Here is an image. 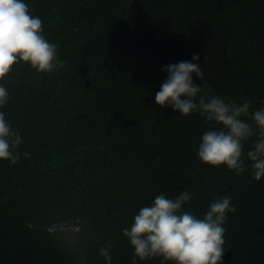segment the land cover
<instances>
[{"label":"trees","instance_id":"16d2710c","mask_svg":"<svg viewBox=\"0 0 264 264\" xmlns=\"http://www.w3.org/2000/svg\"><path fill=\"white\" fill-rule=\"evenodd\" d=\"M26 2L64 63L44 72L21 60L0 79L10 93L0 111L22 135L19 161L0 159V264H105L106 242L112 264H133L122 229L183 189L198 216L232 196L222 264H264V177L201 162V134L218 125L155 102L161 66L196 52L202 93L264 107V0ZM64 224L79 228L82 254L66 248Z\"/></svg>","mask_w":264,"mask_h":264},{"label":"clouds","instance_id":"9594fccd","mask_svg":"<svg viewBox=\"0 0 264 264\" xmlns=\"http://www.w3.org/2000/svg\"><path fill=\"white\" fill-rule=\"evenodd\" d=\"M58 45L44 34L42 19L34 15L26 0H0V79L8 74L14 63L24 61L37 71H54L64 63L57 53ZM167 75L155 92V102L170 106L180 115L199 113L216 127L203 131L197 147V156L212 166L224 165L242 175L259 180L264 177V107L250 112L251 100L226 101L218 94L202 93L204 69L199 53L191 59L179 60L161 66ZM9 90L0 83V106L9 99ZM250 114L251 121L245 119ZM255 125V127L253 126ZM255 136L253 147L244 152V142ZM21 133L0 111V159L16 164L21 153ZM24 157L31 154L22 153ZM247 159L248 163H245ZM193 193L181 190L174 197L164 192L150 204L139 209L129 227L122 229L133 248L132 261L158 257L160 264H222L225 253L224 223L228 213L236 210L231 195H223L209 202L208 210L198 216L185 205ZM112 242L98 250L105 264H112Z\"/></svg>","mask_w":264,"mask_h":264},{"label":"rangeland","instance_id":"374dc122","mask_svg":"<svg viewBox=\"0 0 264 264\" xmlns=\"http://www.w3.org/2000/svg\"><path fill=\"white\" fill-rule=\"evenodd\" d=\"M60 226V225H59ZM56 229L59 230L62 241L65 244L66 248L71 252H75L78 255L82 254V243H80L77 239L76 229L72 226H61Z\"/></svg>","mask_w":264,"mask_h":264}]
</instances>
